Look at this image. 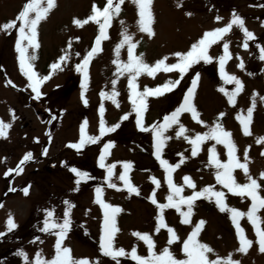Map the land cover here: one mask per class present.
<instances>
[{
    "label": "rangeland",
    "instance_id": "obj_1",
    "mask_svg": "<svg viewBox=\"0 0 264 264\" xmlns=\"http://www.w3.org/2000/svg\"><path fill=\"white\" fill-rule=\"evenodd\" d=\"M24 3L26 0H0V25L14 20ZM105 3L106 0H56V7L41 22L38 36L40 47L35 50L37 59L33 63L41 76L51 72V77L41 85L43 95L40 99L34 98V93L27 87L26 77L19 70L18 54L15 51L16 29L0 31V120L12 125L7 138H0V204L3 205L0 207V233H5L0 236V264H26L17 255L20 250L27 254V264H34L37 253H40L42 259L51 260L55 255L56 236L39 229L43 227L45 209H53L56 222H62L64 200L71 201L75 207L71 210L72 226L63 246L71 249L74 258L98 260L99 264H116L99 251L103 210L94 202L96 187L103 188L102 198L106 203L122 209L116 216L119 231L116 233L114 246L117 249L123 248L130 252L135 246L138 255L147 257L145 243L132 235L133 232L147 233L154 240L157 255L168 247L177 259H184L183 241L191 233L195 223L203 219L206 223L198 239L214 250L210 254L211 259L226 258L231 254L232 259L240 264H264V253L258 250L253 227L246 216L241 218L240 225L246 237L253 241L246 254L237 251L239 242L229 214L220 212L214 200L210 202L207 199L195 202L194 215L189 224L181 223V217L175 209L164 210L167 225L179 236L178 241L169 245L167 230L161 229L158 233L155 231L158 209L149 200L153 190L159 203H166L169 194L165 172L153 154L151 127L162 123L163 117L179 106L196 73L200 74V78L193 102L200 113V119L205 123L198 124L190 113H183L180 123L188 129L186 135L194 137L196 134H203L219 119L224 129L232 134L241 162H244V152L248 150V174L257 179L261 185L260 194L264 196V179L260 178V173L264 172V155H261L264 144L256 143L258 137H264V99H261L264 98V61L259 59V47H264V0H153L152 27L155 35L151 38L139 31L137 8L132 0H125L119 16L113 19L111 27L107 29L108 39L101 42L102 50L90 62L89 81L85 91L88 103L85 105L80 96L82 77L75 71V65L93 46L98 35V25L89 21L82 27H77L73 20L86 19L91 14L93 4L103 8ZM233 12L244 19L245 27L254 33L255 39L249 41V47L245 49L243 33L234 26L224 40L209 48V54L218 58L223 54V43H229L232 58L226 63V72L238 77L244 86L236 97V103L230 105L227 96L220 91L223 88L231 92L235 85L222 80L216 59L210 64L201 61L188 70L173 91L159 97L146 98L147 109L143 113L142 122L149 131H140L128 99V73L117 76L116 65L113 64V60L117 58L115 47L122 39L123 28H127L133 42L137 43L135 55L143 54V60L149 65H154L167 56L166 63L171 64L177 62L174 53L188 51L204 32L227 25ZM217 16L222 19L217 21ZM121 21H124L123 26ZM69 41L72 45L70 49ZM65 49L69 54L68 62L61 65L62 71H52L50 65L64 54ZM31 51L30 49L29 52ZM127 59L125 45L120 49L119 60L126 63ZM241 60L244 63L243 70L238 67ZM179 78L177 71H160L155 78L141 74L137 77L138 90L143 91L145 87L156 88L168 80ZM113 79L117 80L119 107L111 100H102L99 95L101 91L111 92ZM8 80L16 87L7 85ZM254 94L255 108L250 124L252 134L245 136L237 115H247V109L253 105ZM101 104L105 108L106 124L111 126L119 123L120 127L115 132L100 137L96 143L85 145L79 152L69 148L68 144L79 142L80 125L85 120L88 122L87 135L100 136L98 109ZM47 111L49 116L55 118L50 124V117L42 123L37 116L38 113L46 114ZM220 113H224V116L220 117ZM125 114H128V119L121 121ZM177 131L178 125L165 131L164 135L170 139L166 140L162 158L170 164L179 163L180 166L172 173V179L175 184L183 187L182 195L188 196L193 192L183 180V177L188 176L196 184V191L209 185L214 186L215 190L225 192L229 207L246 213L251 201L247 197L228 193L227 189L216 182L215 168L208 163L209 149L213 146L218 158L221 161L227 160L224 146L207 140L193 157L191 145L184 140L183 135L177 137ZM110 141L113 147L109 149L105 164L116 165L112 182L117 188L107 186L104 181L105 170L98 166L100 152L104 144ZM28 152L33 154V158L23 165V171L19 175L12 172L5 176V172L15 169ZM180 154H183V163H180ZM125 162L132 165L129 178L140 190L138 196L130 195L119 180ZM50 164L53 165L52 169L48 168ZM70 167L88 172L93 179L81 183L79 190H75L76 177L69 171ZM233 175L237 183L247 182L243 170L235 169ZM152 177L160 182L159 187L152 184ZM10 180H13V187L17 191L4 198ZM25 187L29 188L28 195L23 192ZM9 214L18 225L11 232L6 227ZM257 215L262 221L261 227H264V209ZM119 262L136 264L127 257H120Z\"/></svg>",
    "mask_w": 264,
    "mask_h": 264
},
{
    "label": "snow or ice",
    "instance_id": "obj_2",
    "mask_svg": "<svg viewBox=\"0 0 264 264\" xmlns=\"http://www.w3.org/2000/svg\"><path fill=\"white\" fill-rule=\"evenodd\" d=\"M137 8V26L140 32L146 33L149 38L155 35L154 29L152 27L154 23V15L152 11L153 0H132ZM125 3V0H106L103 8L98 7L96 4L92 5L91 14L84 20L74 19L73 23L77 27H82L89 21H92L98 25V35L95 37V42L91 49L83 56L82 60L75 65V71L81 74V100L85 105L88 101L85 98V91L87 90L89 75L88 68L91 60L95 57L102 49L101 42L108 39L107 29L111 27L112 21L115 17L119 16L121 12V5ZM56 7V0H26L22 10L19 11L18 15L14 20L0 25V31L9 32L12 29H16L17 39L15 42V51L17 52V61L19 65V70L21 74L27 79V87L31 89L34 93L35 99H40L43 93L40 91L41 85L44 84L51 77V72L48 75L41 76L34 67V61L37 59L35 55V50L40 47L38 40L39 36V26L43 20H45L52 9ZM191 15V13H187ZM222 17L217 16L216 20L220 21ZM124 25V21L120 22ZM17 24L19 25L17 27ZM238 28L244 37L243 47L247 49L249 47V41L254 40V33L249 31L245 27V21L238 14L233 12L232 17L227 25L224 27H217L214 30L206 31L203 33L202 37L198 39L197 42L193 43L190 49L186 52H176L173 55L177 58V62L168 64L166 61L168 57L165 56L155 62L154 65H149L143 60V54L135 55L134 50L137 47V43L133 42L132 36L128 33L127 28H123L121 31L122 39L115 47V52L117 58L113 60V64L116 65V75L121 76L128 73V84L129 89L128 99L132 105V109L136 115V125L140 131H149V128L144 126L142 122L143 113L147 109L146 98L149 96L159 97L166 92H171L179 84L184 75L188 72L193 65L203 61L205 64H210L216 59L219 65V73L222 80L225 83L234 84L235 88L231 92H227L225 89L221 88L220 91L228 98V103L234 105L236 103L237 95L243 90L242 81L235 75H230L226 72V63L230 60L231 53L229 51V43L225 41L223 43V54L218 58H214L209 54V48L217 44L218 42L224 40L227 34H229L232 29ZM78 39V38H77ZM127 45L128 59L127 62H121L119 60V52L122 47ZM71 41L68 43V49L71 48ZM259 47V46H258ZM32 50L29 52V50ZM259 59L264 61V47H259ZM79 56V53L76 54ZM69 59L68 50L65 49L64 54L61 55L58 60L50 65L52 71L60 70L62 71V64H66ZM240 69H244V63L238 64ZM163 71L165 73H170L177 71L179 73V79L168 80L162 85H158L156 88L145 87L143 91L138 90L137 77L141 74H147L149 77L155 78V75ZM251 75V73H249ZM200 78V74L192 78L191 86L183 95V100L178 107L175 108L170 114L163 117V122L159 125H153L151 127V133L153 136V147L154 156L159 162L160 166L165 172V181L167 183L169 194L166 197V203H159L155 196V190L151 196H149L150 202L156 206L158 209L156 216V228L155 231L158 233L161 229H166L169 234V239L167 243L169 245L179 240V236L176 234L175 230L168 226L163 212L165 209H175L176 212L181 217L182 224L191 223V217L194 215L193 208L194 204L198 199H207L210 202L214 200L216 207L220 212H226L229 214V218L235 228V233L237 240L239 242V248L237 249L240 253H247L248 249L252 246L253 241L248 239L244 233V229L240 225V220L243 217H247L248 222L252 225L256 241L258 244V250L260 253H264V227H261V219L257 213L264 209V196L260 194L261 185L248 174V150L244 152V162H241L237 156V147L232 140V134L226 131L223 125L219 122V119L214 122L212 126L208 128V131L203 134H196L194 137H189L186 135L188 129L180 123V117L183 113H190L191 118L198 124L203 125L205 122L200 119V113L198 112L194 104L195 90ZM111 92L101 91L99 93L102 100L108 99L116 106L119 107V101L117 97L119 92L116 90L117 80L113 79ZM7 85L16 87L11 80L7 81ZM255 95H253V105L247 109V115H237V119L242 127L243 134L245 136L251 135L250 124L252 122L253 111L255 108ZM264 99V98H261ZM99 133L100 136L87 135L85 120L80 125V138L77 143H70L67 146L69 148L75 149L78 152L87 144L96 143L100 137L107 133L115 132L120 124H114L108 126L104 119L105 108L103 104L100 105L99 109ZM224 113H220V117H223ZM13 119L15 116L13 114ZM128 114L121 117V121L127 120ZM173 125H178V131L176 136L180 137L183 135L184 140H186L191 145V155L195 157L200 150V146L207 140H213L216 144H221L226 149L227 160L221 161L215 150V146L209 149V166L215 168V180L223 188L227 189L228 193L232 195L247 197L250 201V207L248 211L242 212L234 207H229L226 203V194L224 191H218L214 189V186H207L196 191V184L188 176L183 177V180L188 188L193 189L191 195H182L183 187L178 186L173 182L172 173L180 165L170 164L163 157V148L167 139L164 135L165 131L171 128ZM10 123H5L0 120V138H7L8 130L11 128ZM257 144H264V137H258L256 140ZM113 147V143L104 144L103 149L100 152L98 158V166L105 170L104 181L109 188H117V185L112 182V177L114 175L115 164H105V159L109 155V149ZM44 154H47V149L44 150ZM181 155L180 163H183V154ZM264 155V152L261 153ZM33 158V154L28 152L24 155L20 163L15 169H9L5 172V176L10 175L15 172L19 175L23 171V165ZM123 171L119 175V180L123 182L124 187L127 192L131 194L140 195V190L131 183L129 178V170L132 168L131 163L125 162L122 165ZM235 169L243 170L247 182L244 184L237 183L233 172ZM69 171L76 177L75 185L76 189L79 190V185L85 183L93 177L86 171L79 170L76 167H70ZM260 178L264 179V172L260 173ZM153 185L159 187V181L155 178H151ZM15 189H10L14 191ZM25 195H28L29 188L25 187L23 189ZM103 188H95V203L100 206L103 210V222L100 227L99 235V251L105 256L111 258L116 264H120V257H127L135 261L136 264H240L239 261L233 260L232 255L229 254L226 258L217 257L216 259H211L210 254L214 250L207 244L199 241L198 236L202 230L203 225L206 221L201 219L195 223V226L188 237L183 241L182 252L184 259H177L174 254L170 251L168 247H165L162 252L157 255L154 251L155 243L152 237L147 233L133 232L132 235L137 237L139 240L143 241L148 249V256L142 257L137 254V249L134 246L130 252H126L123 248L117 249L114 246V240L116 233L119 231L116 225V216L122 211L121 208L113 206L104 201ZM64 211L62 222H56L54 219V210L45 209V217L43 220V227L39 230L46 234H54L56 236L55 242V255L51 260H44L41 258L40 253H37L34 260V264H99V261H91L88 258H74L71 253V249L63 246L64 240L67 238L71 226V210L75 205L69 201L64 200ZM0 207H3L0 204ZM186 209V210H185ZM6 227L9 232L13 231L18 227L14 222L11 214H9L6 221ZM5 233H0L3 236ZM39 240V237L36 238ZM42 242V241H41ZM17 255L25 260L27 264V254L20 250Z\"/></svg>",
    "mask_w": 264,
    "mask_h": 264
},
{
    "label": "flooded vegetation",
    "instance_id": "obj_3",
    "mask_svg": "<svg viewBox=\"0 0 264 264\" xmlns=\"http://www.w3.org/2000/svg\"><path fill=\"white\" fill-rule=\"evenodd\" d=\"M42 122H45V118H44V120ZM7 192H10V189H7L5 193H7Z\"/></svg>",
    "mask_w": 264,
    "mask_h": 264
},
{
    "label": "water",
    "instance_id": "obj_4",
    "mask_svg": "<svg viewBox=\"0 0 264 264\" xmlns=\"http://www.w3.org/2000/svg\"><path fill=\"white\" fill-rule=\"evenodd\" d=\"M38 116H39L40 118H42V115H41V114H39Z\"/></svg>",
    "mask_w": 264,
    "mask_h": 264
}]
</instances>
